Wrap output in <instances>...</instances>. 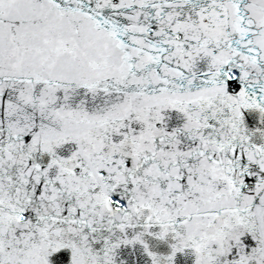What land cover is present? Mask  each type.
<instances>
[{
  "label": "snow or ice",
  "instance_id": "1",
  "mask_svg": "<svg viewBox=\"0 0 264 264\" xmlns=\"http://www.w3.org/2000/svg\"><path fill=\"white\" fill-rule=\"evenodd\" d=\"M0 264H264V0H0Z\"/></svg>",
  "mask_w": 264,
  "mask_h": 264
}]
</instances>
